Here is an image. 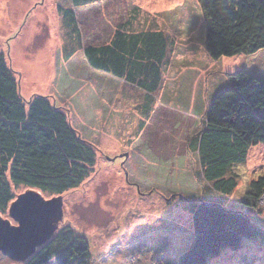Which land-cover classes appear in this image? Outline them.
I'll use <instances>...</instances> for the list:
<instances>
[{
	"label": "rangeland",
	"instance_id": "rangeland-1",
	"mask_svg": "<svg viewBox=\"0 0 264 264\" xmlns=\"http://www.w3.org/2000/svg\"><path fill=\"white\" fill-rule=\"evenodd\" d=\"M67 5V0H0V51L21 98L46 96L95 151L87 178L61 194L63 215L54 234L69 226L85 236L89 264H173L193 236L186 203L207 191L197 179L189 141L204 126L210 97L230 83L229 74L246 68L264 81V49L210 58L196 0H97L74 8L82 47L108 43L119 28L167 35L162 85L145 108L144 92L88 66L58 9ZM233 172L238 185L221 203L246 212L264 229V193L254 207L243 203L250 182L264 174V145L252 146L246 163ZM25 190L13 188V200ZM0 215L15 224L8 207ZM0 264L25 262L0 252ZM207 264H264V242L245 239Z\"/></svg>",
	"mask_w": 264,
	"mask_h": 264
},
{
	"label": "trees",
	"instance_id": "trees-1",
	"mask_svg": "<svg viewBox=\"0 0 264 264\" xmlns=\"http://www.w3.org/2000/svg\"><path fill=\"white\" fill-rule=\"evenodd\" d=\"M58 9L78 37L88 66L134 85L147 104L162 85L171 41L161 30L116 29L108 43L79 42L74 8L97 0H67ZM205 19V50L210 58L254 55L264 49V0H196ZM230 83L209 99L204 126L189 141L207 190L188 201L193 236L173 264H207L224 249L245 239L264 242V229L246 212L221 203L238 185L236 167L246 163L252 146L264 145V81L243 68L229 74ZM95 164L94 149L84 142L65 113L46 96L23 100L18 80L0 51V213L13 201V188L61 195L78 187ZM264 193V174L249 184L244 206L254 207ZM86 237L66 226L40 246L25 264H89Z\"/></svg>",
	"mask_w": 264,
	"mask_h": 264
},
{
	"label": "water",
	"instance_id": "water-1",
	"mask_svg": "<svg viewBox=\"0 0 264 264\" xmlns=\"http://www.w3.org/2000/svg\"><path fill=\"white\" fill-rule=\"evenodd\" d=\"M62 215L61 195L45 199L39 191L27 188L8 206L15 224L0 215V252L12 261L26 262L51 239Z\"/></svg>",
	"mask_w": 264,
	"mask_h": 264
},
{
	"label": "crops",
	"instance_id": "crops-1",
	"mask_svg": "<svg viewBox=\"0 0 264 264\" xmlns=\"http://www.w3.org/2000/svg\"><path fill=\"white\" fill-rule=\"evenodd\" d=\"M246 69V68H245ZM249 71V70H248ZM253 73V72H252ZM105 74V73H104ZM261 79H263V77H261Z\"/></svg>",
	"mask_w": 264,
	"mask_h": 264
}]
</instances>
